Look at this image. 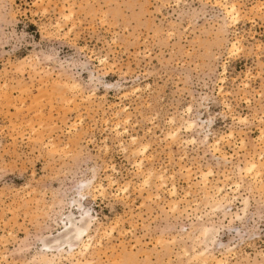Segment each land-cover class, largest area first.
<instances>
[{
    "label": "rangeland",
    "instance_id": "374dc122",
    "mask_svg": "<svg viewBox=\"0 0 264 264\" xmlns=\"http://www.w3.org/2000/svg\"><path fill=\"white\" fill-rule=\"evenodd\" d=\"M133 138L149 150L134 156ZM259 159L264 0H0V264H42L41 239L88 180L106 193L85 207L113 229L96 235L92 264H186V234L205 224L219 230L216 256L264 264V175L239 170ZM150 168L165 185H145ZM221 196L242 219L212 210Z\"/></svg>",
    "mask_w": 264,
    "mask_h": 264
},
{
    "label": "bare ground",
    "instance_id": "6f19581e",
    "mask_svg": "<svg viewBox=\"0 0 264 264\" xmlns=\"http://www.w3.org/2000/svg\"><path fill=\"white\" fill-rule=\"evenodd\" d=\"M227 18H229L232 22H236V20L239 17V11H237L236 5L232 4L231 9L226 8V11H224ZM67 15V14H66ZM230 23V22H229ZM60 25V24H59ZM227 27L226 23L224 24V30ZM241 48L240 42L232 43L230 47V53L236 52ZM64 82V81H63ZM79 83L75 84V87L80 88L78 85ZM73 99V98H71ZM129 118V117H127ZM188 126L190 128H194L197 126V123L194 121H188ZM175 132V131H174ZM170 132L168 134L169 137H171L174 141L178 137V133ZM233 135V133H231ZM224 138V137H223ZM222 139L214 141V150L216 153H220L221 157L225 159L224 155L222 154L221 149V141ZM132 145H137L135 149H133L132 153L134 156H138L139 154H144L149 150V145L147 144H141L138 142L136 138H133ZM127 150V149H126ZM261 156V155H260ZM143 162L139 164V169H142ZM240 172H245L247 174H250L255 177H261L264 175V162L259 160L255 161H249L245 167H242L239 169ZM209 171V170H208ZM213 171V170H212ZM214 172V171H213ZM213 172H207L202 175V184L205 192L206 199L209 200V190L207 192V188L210 185V175L213 176ZM142 173H145L142 171ZM148 176L145 181V185L151 186L152 179L155 178L157 180L162 181V184H166L165 176L160 173L157 174L154 169L150 168L147 169ZM202 174V173H201ZM146 177V176H145ZM259 177V178H260ZM110 185L114 184L115 181L110 178ZM98 182V181H96ZM96 182H93L92 180L83 181L82 185L76 190L77 196L74 198V208L73 210L68 214L65 213L62 219V223L59 224L58 234L56 236L50 237V239L42 238V247L38 251V253L35 255V259L42 264H53L56 262V260H62L66 259L70 261L72 264H92L93 262L97 261L96 259H99L101 257V254L99 252H96L93 249V243L95 241L96 235H103V236H111L113 234V229L107 230L102 229V225L99 224V222H95L94 216L90 214V211L85 207V204L83 203V199L85 196L90 195L94 192H96L99 188V191L102 194L106 193V188L103 184H99L97 186ZM237 190L242 188V183L236 182L235 183ZM129 189V185L126 184L122 191L125 193ZM224 187H218V194L223 191ZM172 195L177 193V188L173 186L172 189ZM123 193V194H124ZM222 194V193H221ZM171 195V194H170ZM227 194L225 193V196ZM159 196V195H158ZM214 196V195H213ZM216 196V195H215ZM228 196V195H227ZM95 197V195H94ZM222 197V196H221ZM220 198V195H219ZM228 199V198H227ZM225 197H222L221 199H215L211 198V203L213 204L214 210L223 211L222 213L225 214V218L229 216L231 219L236 216L237 219H242V214L239 213H232L227 212L225 210V206L223 203L231 202L228 201ZM213 200V201H212ZM225 201V202H224ZM72 202V203H73ZM175 202V201H174ZM228 204V203H227ZM244 208H243V214L246 215L247 208L249 206V198H245L243 200ZM175 209H179V204L175 203L173 204ZM210 207V206H209ZM228 207V206H226ZM229 208V207H228ZM233 221V220H232ZM230 222V221H228ZM231 223V222H230ZM58 225V224H57ZM53 226V225H52ZM195 227V226H194ZM196 232V235H188V238L192 240L191 249L183 248V256L187 258L186 264H228L229 259L227 258V253L223 252V257H218L215 254V249L221 242L219 237V230L216 226L213 225H201L200 228H198ZM188 232V233H189ZM187 233V232H186ZM95 234V235H94ZM176 237V236H175ZM181 238V237H180ZM172 240H175L173 237ZM176 242V241H174ZM223 243V242H222ZM221 244V243H220ZM120 245V244H119ZM223 245V244H222ZM216 246V247H214ZM221 247V246H220ZM133 249V248H132ZM223 250L225 249L227 252H235L234 248H229L227 246L223 245ZM100 251V249H99ZM129 259V258H128ZM127 260V259H126ZM133 260V259H130ZM127 263L124 259L121 260L120 264ZM166 264H169L166 263Z\"/></svg>",
    "mask_w": 264,
    "mask_h": 264
}]
</instances>
